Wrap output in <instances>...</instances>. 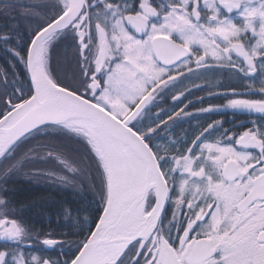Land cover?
Instances as JSON below:
<instances>
[{
	"label": "snow or ice",
	"instance_id": "obj_1",
	"mask_svg": "<svg viewBox=\"0 0 264 264\" xmlns=\"http://www.w3.org/2000/svg\"><path fill=\"white\" fill-rule=\"evenodd\" d=\"M20 18L0 33V264H264V0H31ZM224 72L239 87L212 84ZM201 88L226 102L200 113L259 118L177 135ZM65 170L93 189L90 222L37 234L5 185L76 184Z\"/></svg>",
	"mask_w": 264,
	"mask_h": 264
},
{
	"label": "trees",
	"instance_id": "obj_2",
	"mask_svg": "<svg viewBox=\"0 0 264 264\" xmlns=\"http://www.w3.org/2000/svg\"><path fill=\"white\" fill-rule=\"evenodd\" d=\"M30 2L31 0H18V3L25 7L18 6L15 10L8 11L0 10V33L5 32L8 27L17 22L20 23V30H25L26 22L22 18L19 20L12 18L19 17V13L24 11ZM4 3L5 0H0V5ZM38 11L40 10L38 9ZM66 53L67 50L65 52V49L61 47L54 53V59L61 64H65ZM6 57H10V54L5 52L3 47H0V68L3 67ZM67 152L69 161L76 162V153L71 147L67 149ZM65 174L70 179L76 180L77 183L64 186L44 183L43 180H29L26 177L18 176L9 180L5 186L9 190L8 196L12 199L13 206L17 210L21 207L25 209L22 213L25 220L33 221L40 218L47 222L54 219L58 230L71 233L78 230L80 224L90 222L91 210L95 208L96 200L93 189L90 188L87 179H83L66 170ZM0 183H3V181H0ZM65 207L72 209L71 218L67 221L62 216V209ZM69 236L71 238H67L66 240L80 238L71 234Z\"/></svg>",
	"mask_w": 264,
	"mask_h": 264
},
{
	"label": "flooded vegetation",
	"instance_id": "obj_3",
	"mask_svg": "<svg viewBox=\"0 0 264 264\" xmlns=\"http://www.w3.org/2000/svg\"><path fill=\"white\" fill-rule=\"evenodd\" d=\"M234 16H236V13H233ZM237 19L239 17L237 16ZM10 54V53H9ZM74 51L71 48L67 49L66 53V59H65V64L70 61L73 57ZM14 58L11 56L5 58V62H3V67L8 69V71H11V68L9 67L10 62H12ZM16 71L19 73H23L24 68L21 63H17ZM212 84H215L217 80L220 81L221 84L223 85H229L231 84L234 87H239V84L241 83L240 81H237L235 77L228 72L224 73H216L211 75L210 77ZM198 83H203V81H198ZM209 88H201L200 90H194L192 94L188 97L189 100L193 101V104L187 109V111L194 113L193 116L190 118L179 122L177 126L174 129V132L177 135H180L182 133V130H188L190 125H195L197 123H203L205 126L207 123H211L217 120L223 121V128L222 129H217L213 135L216 137H219L221 132L223 130L230 129L233 132H240L245 130L248 127H251V124L248 123L249 120L253 119H258V115L250 116L245 112H242L240 110H224V111H219V112H212V113H200L198 110L201 108H206L210 105L215 106L218 104H223L225 103V98L223 97H216V98H208V92ZM223 90V89H219ZM200 98H203V102H198ZM170 106V105H169ZM241 122H243L241 124ZM238 125H240L238 127ZM28 223L33 227V230L37 233H43V232H48L52 229H55L57 232H61L56 228L55 220H48L47 222L42 219L38 220H27ZM62 239H67L71 238V236H65L61 237ZM40 239H43V236L40 235ZM0 245H2V242H0ZM32 252L37 253V252H43L45 256H52L55 257L57 254L58 250H47L44 249L42 245L38 246L37 248L31 249Z\"/></svg>",
	"mask_w": 264,
	"mask_h": 264
}]
</instances>
